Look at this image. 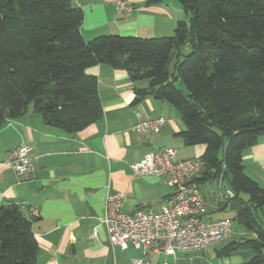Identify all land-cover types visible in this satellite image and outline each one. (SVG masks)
<instances>
[{"label": "trees", "instance_id": "trees-1", "mask_svg": "<svg viewBox=\"0 0 264 264\" xmlns=\"http://www.w3.org/2000/svg\"><path fill=\"white\" fill-rule=\"evenodd\" d=\"M178 1L191 18L180 19L173 35L85 39L84 12L73 0H0V127L30 105L71 133L98 120V78L87 72L98 64L147 79V88H135L136 101L150 94L179 112L185 129L178 135L206 146L197 181H217L224 170L234 197L219 206H233L234 219L254 233L220 253L249 250L243 264H264V186L243 163V151L264 134V0ZM187 43L192 50L183 54ZM31 224L19 204H0V264H37Z\"/></svg>", "mask_w": 264, "mask_h": 264}, {"label": "crops", "instance_id": "crops-1", "mask_svg": "<svg viewBox=\"0 0 264 264\" xmlns=\"http://www.w3.org/2000/svg\"><path fill=\"white\" fill-rule=\"evenodd\" d=\"M127 1L134 10L124 15L118 11V0H73L84 12L81 25L84 38L110 33L142 37L173 35L177 22L189 17L178 0ZM87 72L98 78L102 103V116L98 120L71 133L47 123L30 105L22 116L6 119L0 127V204L17 203L32 220L31 228L39 247L37 264H134L135 259H144L146 264L248 261L252 256L249 250L225 255L216 249L210 253L213 244L205 251L176 255L159 249L145 253L133 246L123 250L112 245L105 225L100 222L106 195L123 192V208L127 212L164 205L172 192L169 177L135 175L131 165L146 152L166 146L176 149V159H185L178 156L176 148L182 142L187 145L178 135L185 125L177 112L172 113L174 107L164 100L149 94L136 101L135 88H147V79L133 81L126 70L107 63L95 65ZM138 115L143 119L163 116L166 123L158 132H138L135 129ZM22 144L32 148L33 169L18 175L6 161L10 151ZM191 146L194 157H201L206 149L203 144ZM243 163L246 173L264 186V134L257 144L243 151ZM210 183L213 182L201 181V190ZM202 192L208 206L205 219L223 218L214 217L215 212L233 207L229 204L222 209L219 197ZM33 209L38 210L37 215H33ZM224 217L234 220L232 216ZM259 218L264 223V210L259 211ZM93 231L96 237H92ZM248 233L254 236L253 232ZM245 234L241 233L242 239L231 241L240 242ZM199 253L206 258L208 254L211 260H204Z\"/></svg>", "mask_w": 264, "mask_h": 264}, {"label": "built area", "instance_id": "built-area-1", "mask_svg": "<svg viewBox=\"0 0 264 264\" xmlns=\"http://www.w3.org/2000/svg\"><path fill=\"white\" fill-rule=\"evenodd\" d=\"M118 11L124 15L134 10L132 3L118 0ZM139 120L138 132H158L166 123L163 116ZM31 146L22 144L12 149L6 163L18 174L33 169ZM176 149L166 146L146 152L131 166L135 175L152 174L169 177L172 192L160 208L140 207L134 211L124 210L125 194L108 192L104 215L100 222L105 225L112 245L126 250L130 246L143 249H159L168 255L205 251L209 245L228 239L232 233L231 218L205 219L208 206L197 178L201 176L205 162L201 157L176 159ZM224 170L217 182L219 199L225 202L234 197L231 188H224ZM38 214L37 209L32 210ZM96 237V232H92ZM134 264H146L135 259Z\"/></svg>", "mask_w": 264, "mask_h": 264}, {"label": "rangeland", "instance_id": "rangeland-1", "mask_svg": "<svg viewBox=\"0 0 264 264\" xmlns=\"http://www.w3.org/2000/svg\"><path fill=\"white\" fill-rule=\"evenodd\" d=\"M181 5V4H180ZM189 17H188V21L190 20V18H191V14H189L188 15ZM187 18V17H186ZM191 50H192V47H191V45L189 44V43H187V44H184L183 46H182V52H183V54H187V53H189V52H191ZM181 59H183V56H182V58ZM176 85H177V87L178 88H180V89H182V90H184V91H186V86H185V84L183 83V82H177L176 83ZM172 107V106H171ZM177 112V114L178 115H180L179 114V112L177 111V110H175V108H172V113H176ZM179 147L180 148H178L177 146H176V148H177V151H178V156L179 157H183V156H185V158H187V156H189L188 158H193L194 156H193V153H192V149H193V147L194 146H191V145H184L183 144V142H182V144H180L179 145ZM178 158V157H177ZM222 185H223V187L224 188H228V186L230 185V183H229V181L228 180H225L223 183H222ZM231 188V187H230ZM207 191V193L208 192H210L212 195H215V196H217V198L219 197V189H218V186H217V182H213L212 184L210 183L209 185H207L206 187H202V191ZM209 193V194H210ZM224 217V216H232V217H235V211L234 210H232L231 208H227V209H225V210H218V211H216L215 212V215H214V217ZM248 233V230L245 228V226L244 225H242L240 222H239V220H236V219H234L233 220V222H232V233H231V236L228 238V239H226V240H224V241H221V242H218V243H214L213 245H211L210 246V253H215V250L216 249H220V250H222V249H224L225 248V246H226V244H228L232 239H234V240H238V239H242V236L243 235H241V233ZM244 235V236H246L245 237V239L246 238H251L252 237V234L251 233H248L247 235ZM232 237V238H231ZM198 252V251H197ZM209 253V254H210ZM203 253H199V255L200 256H202L201 258H203L204 260H211L210 259V256L207 254V258L204 256V255H202ZM216 255V257H217V254H215Z\"/></svg>", "mask_w": 264, "mask_h": 264}]
</instances>
